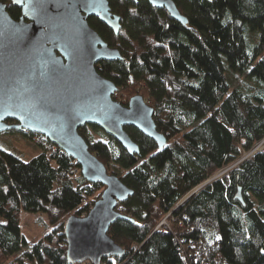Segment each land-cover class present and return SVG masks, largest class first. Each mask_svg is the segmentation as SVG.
<instances>
[{
    "label": "trees",
    "instance_id": "obj_1",
    "mask_svg": "<svg viewBox=\"0 0 264 264\" xmlns=\"http://www.w3.org/2000/svg\"><path fill=\"white\" fill-rule=\"evenodd\" d=\"M0 1L17 20L19 9ZM171 1L185 25L146 0H108L120 17L117 36L88 19L123 58L95 67L116 86L113 99L127 105L141 96L167 141L159 150L125 127L139 148L130 156L99 128L78 129L108 174L133 191L115 209L128 220L107 233L122 254L100 264H264V148L187 199L264 140V0ZM12 132L37 137L42 153L24 162L0 149V264H68L64 222L88 213L104 187L42 136L4 133ZM22 213L45 214L51 230L28 242ZM167 215L169 225L158 227Z\"/></svg>",
    "mask_w": 264,
    "mask_h": 264
},
{
    "label": "water",
    "instance_id": "obj_2",
    "mask_svg": "<svg viewBox=\"0 0 264 264\" xmlns=\"http://www.w3.org/2000/svg\"><path fill=\"white\" fill-rule=\"evenodd\" d=\"M8 1L21 14L12 19L7 4L0 1V134L26 131L42 136L79 166L84 180L104 187L86 216L71 215L64 222L67 263L100 264L102 259L119 257L122 251L107 233L116 221L128 220L115 209L133 191L108 174L78 129L99 128L130 156L138 155L139 148L125 127L151 139L159 150L167 144L156 129L153 108L141 96L132 97L127 105L115 101L116 86L95 68L100 62L123 58L89 26L88 19L96 18L117 36L120 17L111 12L108 0ZM146 1L186 24L171 0ZM215 180L206 181L187 199ZM234 200L243 205L240 189Z\"/></svg>",
    "mask_w": 264,
    "mask_h": 264
},
{
    "label": "rangeland",
    "instance_id": "obj_3",
    "mask_svg": "<svg viewBox=\"0 0 264 264\" xmlns=\"http://www.w3.org/2000/svg\"><path fill=\"white\" fill-rule=\"evenodd\" d=\"M236 85H238V82H236ZM114 95L113 97L116 98L118 101H120L119 96L116 93ZM86 132L91 133L93 131L90 127H88ZM263 148L264 145L261 146L258 144L253 150V152H255V150L260 151ZM0 149L15 155L24 162H28L32 158L42 153V149L37 137L31 138L30 136L26 135L24 132H12V133L0 134ZM250 154L251 153L244 154L236 163L232 164L229 168H227L223 172L216 173L213 176V178L215 179L221 178V176L227 174L230 170L236 168L241 163H243L247 158L250 157ZM88 205L91 206L93 204L89 202ZM167 217L168 215L163 220H161V222L158 224V227L160 226L167 227L169 225L167 221ZM51 228L52 225H50L46 215L43 213H37V214L22 213L21 215V223H20L21 234L28 242H34L40 239L44 234L49 232ZM86 263L88 264V262H84L83 264Z\"/></svg>",
    "mask_w": 264,
    "mask_h": 264
},
{
    "label": "built area",
    "instance_id": "obj_4",
    "mask_svg": "<svg viewBox=\"0 0 264 264\" xmlns=\"http://www.w3.org/2000/svg\"><path fill=\"white\" fill-rule=\"evenodd\" d=\"M259 145L263 146V145H264V140H263ZM254 149H255V148H254ZM254 149H253V150H254ZM252 152H253V151H252ZM252 152H251V153H252ZM256 152H258V151L255 150V152H253V154L256 153ZM225 170H226V169H225ZM223 171H224V170H223ZM223 171H220V173L223 172ZM92 206H93V205H91V206L89 205V210L92 208ZM88 212H89V211H88ZM86 215H87V213H86L85 215H83L82 217H84V216H86ZM86 264H87V263H86ZM88 264H89V263H88Z\"/></svg>",
    "mask_w": 264,
    "mask_h": 264
},
{
    "label": "flooded vegetation",
    "instance_id": "obj_5",
    "mask_svg": "<svg viewBox=\"0 0 264 264\" xmlns=\"http://www.w3.org/2000/svg\"><path fill=\"white\" fill-rule=\"evenodd\" d=\"M8 1V0H7ZM9 2V1H8ZM15 8H17V7H15ZM17 9H19V8H17ZM19 11H20V9H19ZM20 14H21V12H20ZM20 17V15L18 16V18Z\"/></svg>",
    "mask_w": 264,
    "mask_h": 264
}]
</instances>
